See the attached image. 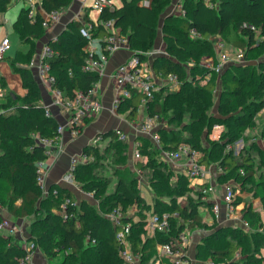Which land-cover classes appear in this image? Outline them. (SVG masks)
<instances>
[{"label":"trees","instance_id":"obj_1","mask_svg":"<svg viewBox=\"0 0 264 264\" xmlns=\"http://www.w3.org/2000/svg\"><path fill=\"white\" fill-rule=\"evenodd\" d=\"M70 1L41 0L45 11H63ZM138 1L123 0L119 6H105L98 10L97 21L84 16V21L92 24V37L99 34L104 37L107 31L98 22L112 19L113 25L127 37L133 51L149 50L156 33L157 16L171 0H151L149 6L139 5ZM211 1L216 4L210 6L205 0H183V16L165 15L161 34L166 54L153 61V68L176 72L181 85L177 91L165 93L161 89L156 92L148 103L147 114L156 115L164 125L170 122L178 125L186 117L187 122L183 124L185 134L166 126L158 129L162 148H175L185 142L201 152L200 161L205 165L210 163L213 156L222 170L218 180L226 182L234 179L243 184L253 176L250 150H246L238 161L240 154L233 149L225 150V146L233 144L251 128L254 116L264 108V61L257 73L249 67L236 66L239 73L229 68L219 75L217 120L228 127V134L223 141L215 142V146L208 151L201 145V136L209 129L207 112L212 104L217 76L199 62L204 57L214 55V36L224 39L231 31L239 34V38L232 43L243 51L244 59H248L254 50L257 55H264V0ZM10 2L0 0V12H4ZM41 21L40 14L31 21L27 9L22 8L13 29L21 40L26 41L44 33L46 28ZM84 21H71L65 31L47 42L55 52L49 62L51 73L55 76V85L60 88L63 97H72L76 91L86 92L100 77L98 71L87 72L82 69L86 60L83 49L86 41L79 28ZM192 28L201 34V38L189 35ZM30 51L17 52L13 57H8L12 69L20 75L25 93L13 98L8 96L5 102L0 103V204L6 207L11 217L30 219L28 239L43 250L48 264H54L55 258L61 253L66 254L64 259L59 260V264H123L118 256L120 242L115 236L116 228L107 216L122 203L135 206L133 214L124 216L122 220L131 223V231L127 236L129 246L133 251L141 253L143 264H157L156 245L169 241L185 226L191 230L198 227L205 229L204 241L224 243L223 248L217 250L200 241L199 244L206 251V260L211 258L215 262L227 261L228 264H264L261 251L264 242L256 240L255 250L247 252L242 245L243 239L249 235L245 228L220 225L217 222L208 225L203 221L200 208L211 206L209 201L202 199L199 190L205 184L201 183L193 190L189 179L183 174L175 175L160 159L158 150L142 136L135 137L142 159L135 161L134 166L147 178L152 203L148 204L143 199L139 180L127 178V169L117 177L112 194L99 200L98 207L102 213L97 212L93 204L85 199L75 203L72 191L59 185L50 186L44 194L36 181V162L46 159L47 155L35 143L32 135L52 138L59 124L52 115H45L40 87L27 67L31 59ZM191 61L193 65L187 66ZM207 73H210L209 78L203 80ZM138 103L139 94L134 93L116 108V112L124 114L128 120H134ZM96 135L109 137L108 145L101 153L97 146H84L81 152L92 155L94 159L77 165L74 179L83 191L92 192L94 198L100 199L109 181L97 177L99 159L108 154L113 155L118 150L117 162L126 164L128 141L118 140L113 129ZM262 138L264 141V129ZM192 190L194 198L187 194ZM65 199L68 200L64 209L66 216H62L60 210ZM241 201L239 194L234 203L239 204ZM261 202L264 207V188ZM149 211H178L179 216L170 219L167 233L158 232L147 236L144 226ZM242 217L249 225H254L258 220L264 225L260 214L246 206ZM237 251L244 253L239 262L233 258ZM23 253L24 249L14 243L12 235L0 234V264H19L18 259ZM195 258L198 260L195 264L206 262L205 259H199L198 250H195Z\"/></svg>","mask_w":264,"mask_h":264},{"label":"built area","instance_id":"obj_2","mask_svg":"<svg viewBox=\"0 0 264 264\" xmlns=\"http://www.w3.org/2000/svg\"><path fill=\"white\" fill-rule=\"evenodd\" d=\"M27 9V16L31 21L35 20L36 16L40 14V10H43L44 14L41 16V24L44 28H48L52 24L56 23L60 17L62 11L51 10L45 11L42 7L41 0H25ZM205 2L213 6L216 3L211 0H205ZM108 0H93V8L102 10L107 6ZM176 14L183 16L184 11L181 4L176 10ZM103 29L107 31V34L101 39V47L99 51H96L93 47L94 37H92V24L83 23L79 28V32L85 39L86 60L82 66V69L87 72L98 71L101 72L104 64L106 63L108 56L115 50L127 45V37L119 32V30L113 25L112 19H102L98 22ZM254 30V27H250ZM189 35L193 38H201V34L194 28L189 30ZM216 38V37H215ZM213 39L214 58L212 56L205 57L199 64L208 67L214 74H216V83L218 84L219 75L224 68L232 63V59L236 61L242 60V52L240 50L228 49L225 43L221 40ZM10 49V40L5 35L0 41V59L3 58L5 53ZM55 54L51 47L46 43L43 45L41 51L37 56L30 59L27 67L33 70L36 77L47 84L50 87V91L53 95L52 104L58 106L68 116V126L70 127L71 134L77 135L80 131L85 119L96 113L101 108V102L93 87L86 92L76 91L72 97H63L61 90L55 85V76L51 73V66L49 59ZM152 52L149 51H133L129 59L125 62L118 64L111 74V79L114 85V96L112 101L113 109L116 108L125 100L132 97L134 93L139 94V103L136 107V115L132 120V126L137 136H142L147 139L154 148L159 152L160 158L169 163L171 170L183 174L189 180L193 179H207L210 175L208 167L201 160V152L192 148L189 144L181 142L175 148L164 149L162 148V140L158 134V129L164 127L163 121H159L156 115L147 114V107L149 101L153 99L156 92L163 88H167L169 91H176L180 85L181 80L178 74L173 71H164L161 69L153 68V65L149 63L145 57ZM193 65V62H188ZM210 73L204 76V80H207ZM194 82V81H192ZM195 83V82H194ZM45 115H51L48 107L44 108ZM65 125H58L55 134L52 138L42 137L38 134H33L32 137L36 144L43 148L44 153L47 155L46 159L36 162V181L40 185L43 193L47 192L44 188V174L46 160L51 155V148L57 143L60 135L65 130ZM116 138L121 141H128V134L120 128L113 129ZM107 141H109V137ZM103 140L101 135H95L88 145L97 146L100 141ZM237 142V141H235ZM138 143L133 141L132 149L129 155L131 162L141 160V154L138 150ZM232 149V145H226L225 150ZM92 155L86 153H78L70 159L68 168L64 173L62 179L65 183L71 186L80 188L79 184L75 182L74 171L77 165L89 162L93 160ZM219 170L221 168L219 167ZM133 172L137 176H141L140 169L134 168ZM242 173V171H241ZM237 182L233 179L227 180L221 185V194L218 198L213 197L211 206L206 208V211L210 212L212 219L216 222L220 221V211L222 206L225 210V216L227 220L224 225L241 226L245 229L249 227L248 221L244 220L241 215L237 217V204H235L236 196L239 195L238 190L235 188ZM81 189V188H80ZM202 193V199L207 200L214 195L215 185L208 182L205 186L199 189ZM93 195L92 192H86ZM67 199L62 203L60 212L62 216H66L64 209L66 207ZM108 218L113 223L115 230V236L119 240L120 245L118 247V256L121 258L123 264H143L141 261V253L139 251H133L129 246L128 234L131 231V223L123 221L125 216L121 213L119 207L115 208L107 214ZM178 211H164L161 213L149 211L146 217L145 230L147 236H152L158 232L167 233L170 228V219L178 217ZM238 222V224H236ZM7 218L0 219V231L7 230L9 234H15L21 232L20 226L13 224ZM223 225V224H222ZM192 231L185 226L176 236L169 241L159 243L156 245V263L158 264H195L188 255V246L190 243ZM24 249L23 255L18 259L19 264H33L32 259L34 253L38 250L35 243L28 238H24V242L21 246ZM205 264H228L227 261L215 262L211 258H208Z\"/></svg>","mask_w":264,"mask_h":264},{"label":"crops","instance_id":"obj_3","mask_svg":"<svg viewBox=\"0 0 264 264\" xmlns=\"http://www.w3.org/2000/svg\"><path fill=\"white\" fill-rule=\"evenodd\" d=\"M19 1H21L23 3L21 8H20V10H21L22 8H25L26 2H25V0H19ZM127 1H129V0H127ZM174 1L176 2V6L180 5V4H178L179 2L177 0H174ZM17 2H18V0H11L10 3L12 5H15ZM88 2L91 3L90 7L86 6V4ZM122 2H123V0H108L107 6L110 8H113L114 6L121 5ZM150 2H151V0H139L137 3L139 5H142V6H149ZM92 4H93V0H71L69 5L66 7V9L61 12L58 21L56 23L52 24L51 26H49L48 28H46L44 33L41 36L36 37V38H30V39L28 38L26 41H23L20 39L19 34L13 29V31L17 35V38H16V41L14 43V48L12 51H10L12 49V43H11V40L9 38V26L7 25L8 20L3 18L4 14L2 15V21H0V24H4L5 31H4V34L2 36H0V38L1 37L3 38L5 35L8 36V38L10 40V49L5 53L3 58L0 59V103L5 102L6 98L8 96H11L13 98L16 95L22 96L25 93V89L23 88V86L21 84L20 75L18 72H15L12 69L8 57H13L17 52L26 53V52L31 50L30 54H31V59H32L39 54V52L41 51L44 44H46L50 39H55L58 35H60L63 31H65L68 27V24L71 21H74V20H83L84 21V19H83L84 16H86L89 20L97 21L98 11L93 8ZM91 9H94L97 11L96 18L93 17V12H91ZM20 10H19V12H20ZM19 12H18V14H19ZM18 14H17V16H18ZM43 14H44L43 10H40V15L42 16ZM0 19H1V16H0ZM10 19H11V17H10ZM16 19H17V17H16ZM14 22L12 23V28H13ZM85 23L91 24L88 21H86ZM215 37H218V36H214L213 38H215ZM102 38L103 37L100 34L94 37L93 47L95 48L96 51L100 50ZM159 42H160V48L156 49L155 45H153V47L150 49H151V51H156V52H153L152 54H149L148 56L145 57V59L149 63H151V65H153V61L156 58L158 59V58L162 57L164 54H166L164 51V45H165L164 40L163 39L159 40ZM84 47H85V45L83 46V48ZM150 49L147 51L150 52ZM228 49H231V48H228ZM132 52H133V49L129 46V44L127 42V45L122 46L121 48L115 50L114 52H112L108 56V59H107L106 63L104 64V66L100 72L99 80L93 86L94 91L96 92L97 96L100 99L101 108L96 113L91 115L88 118V121L84 122L80 131L75 136H73L71 134V131H70L71 129L68 126L69 119H68L67 114H65L61 108L52 104L53 95L50 91V87L47 84H44L43 82H41L36 77L34 71L31 70L32 75H33L34 79L36 80V82L38 83L40 90H41V96H42L41 104H42V106L48 107L50 109V114L56 119L58 124L66 126L64 132L60 135V138L57 141V143L51 148V155L46 160L45 171H44L45 172V174H44V188L45 189H48L50 186L55 184V185H59V186L68 188L69 190L72 191L74 198L77 197V195H78L77 190L82 191V189L75 187V186L73 187V186L69 185L68 183H65L63 181L62 177L68 168V165H69V162H70V159L72 158V156L80 153L82 148L84 146L88 145L90 143V141L92 140V138L96 134L108 131L110 129L120 128V129L124 130L125 133L128 134V138H129L128 142L129 143L132 142V144H133V141H135V137L138 134H136L134 127L132 126V120L126 119L124 114L117 113L116 110L113 109L112 101H113V96H114V85H113V82L111 79V74H112L113 70L115 69V67L118 64L127 61L129 59V57L131 56ZM208 57H210V56H208ZM187 64H189L188 66L192 65L190 63H187ZM216 79H217V77H216ZM217 86H218V84L216 83L215 87H214V91L216 90ZM163 90H167V88L166 89L163 88ZM165 126H166V128H168L167 125H165ZM106 145H108V142L105 143L101 148L98 146L99 152H102L103 148ZM131 149H132V145L130 146V148L127 151L128 152V162L130 161L129 155H130ZM131 168H132V171L134 168H137L136 166H134V162H131ZM137 169H139V168H137ZM208 170L210 171L209 172L210 175L207 179H204V180L203 179H193V181H195L194 183L196 186H199L201 183H204L205 185L208 182L216 183V180H218V176H219V174H221L222 171L219 170V167L214 172L211 171L210 167L208 168ZM178 173L179 172L174 170L175 175ZM142 181L143 182H140V187H141V185H145L148 188L147 182L145 180H142ZM235 182H237V181H235ZM189 185L191 187V184H189ZM221 185L215 186V192H214L213 196L218 198L217 195L221 194ZM83 194L86 195L87 193L84 192ZM240 196H241V194H240ZM84 199L87 200L89 203H91L89 201V199H87L86 197H84ZM212 200H213V197L211 195V197L208 198V201L210 202ZM242 202L243 201H241L240 203H242ZM237 208H238V206H237ZM243 208L244 207H242V209ZM134 210H135V208H134ZM242 212L240 213L241 217H242ZM199 213L203 217L202 218L203 221H205L206 223L210 224V223L216 222L212 219L210 212L206 211V208H200ZM0 216H1V218H7L10 220L12 219L11 221H14L13 217H11L8 214L6 207L1 206V204H0ZM15 219L16 220L14 222L18 227L20 224L22 226H26L27 225L26 223H28V218H23V219L15 218ZM220 221H221V222H219L220 225H222V224L224 225L225 221H229V220H227V218L225 216V210H224L223 206H222L221 211H220ZM236 224H238V222ZM197 230L198 229H195V230L192 229L191 230L192 234H191L190 243L188 246V255L192 260H194V262H196L198 260L195 258L194 248H195L196 242L193 241L194 236H192V235L194 234V231H196V233H197ZM199 231H200V229H199ZM6 232H7V230H6ZM204 232L206 233V230H204ZM17 233H19V232H17ZM16 234H12L13 235V241L18 246H22L23 242L16 241V239H15ZM20 234L23 236V234L21 232H20ZM7 235H8V233H7ZM7 235H4V236H7ZM20 242H21V244H20ZM261 251L264 254L263 249ZM32 263L33 264H48L45 256L43 255V253L40 252V249H38L34 253Z\"/></svg>","mask_w":264,"mask_h":264},{"label":"rangeland","instance_id":"obj_4","mask_svg":"<svg viewBox=\"0 0 264 264\" xmlns=\"http://www.w3.org/2000/svg\"><path fill=\"white\" fill-rule=\"evenodd\" d=\"M177 1L179 2L178 4H181L183 2V0H177ZM22 4L23 3L18 0V2L15 5H12L10 3L4 12H0V16H1L0 21H2V15L3 14H4L3 18L8 20L7 25L9 26V38H10L11 43H12V49L10 51L13 50L14 43H15L16 38H17L16 33L13 31L12 23L15 21ZM86 6L90 7L91 3L88 2L86 4ZM177 8H178V6H176V2L174 0L173 1L171 0V2L169 4H167L166 7L163 8V10L158 14L157 19H156V33H155L154 39L156 37L157 38L155 40L153 39L152 47H153V45H155L156 49L160 48L159 40L163 39V36L161 34L163 19H164L165 15H167V14H176ZM91 12H93V17L96 18L97 11L94 9H91ZM10 17L12 20L10 19ZM4 31H5L4 24H0V36H2L4 34ZM238 38H239V34L231 31L224 39L219 36V37H216L214 40L221 39L225 43L226 47L234 49V50H240L241 52H243L240 48L236 47L232 43L233 40H236ZM1 39H2V37L0 38V41H1ZM150 52L153 53L156 51H151V49H150ZM235 61H236V59L233 58L232 63L228 64L224 68L223 71H225L226 69L232 68V70L234 72L239 73L240 70L235 69V67L239 66V67L243 68L246 66V67H249L250 70L257 73V72H259L260 67L262 65V62L264 61V55L259 56L256 54V51L254 50L249 54L248 59H244L242 57V60L237 61V62H235ZM188 65L189 64H187V66ZM164 92L166 93L169 91L164 90ZM213 93L214 94H213V98H212V104L209 107L208 112H207L208 113L207 117H208L209 122H210L209 129H208V131H205L204 134H202V136H201V145L203 146V148L206 151H208L210 148L215 146V142L223 141V138L228 134V127L226 125H224L221 121L217 120L219 118L218 113H217V107H218V103H219V87L218 86ZM167 114L169 115V111ZM253 121H254L253 126L251 128H249L248 130H246L243 134H241V136L236 140L237 142H234L233 144H231L233 151L235 153L240 154L238 161L241 159L242 155L244 154V152L246 150H250V155H251V159H252V170H253V176L251 178L246 180L243 184H240L237 181V185L235 186V188L238 190L237 194H241V198L243 201L242 203L237 204L238 208H237L236 215H237V217H239V215H241L240 213L243 211L242 207L246 206L248 208H251L255 212L259 213L262 221L264 222V207H263V203L261 202V193H262L263 188H264V141L262 138V130L264 129V108L257 112V114L253 118ZM186 122H187V118L184 117L178 123V125H176L174 122H170L169 125H167V126H168V128L170 127V128H175V129L181 130V133L185 134L186 131L183 130V124H185ZM107 139L108 138H106V137L103 138V140L99 142L98 146L101 148L105 143L108 142ZM127 145H128V149H129L130 146L132 145V142L131 143L127 142ZM225 148H226V146H225ZM99 153H101V152H99ZM119 153L120 152L117 150L116 152L113 153V155L108 154V155H106L105 158L99 159L100 166L96 170L97 177L102 179V180L109 181V184H108L106 190L104 191V194L100 197V199L94 198L93 195L91 196L90 194L84 195L83 193L86 191L77 190L78 195L75 198V203H78L80 200H82V199H84V197H86L93 204L95 210L99 213H102V211L98 207L99 200H101V199L103 200L106 196H110L112 194L113 189H114V185L117 181V177L119 175H121L122 173H124L125 169L129 170V173L126 174L127 178H134L137 181L139 180V182H143L142 180H145V181L147 180V178L144 174H142L141 176H137L134 174V172L132 171V168H131V162L130 161L128 162V158H127L126 164L118 163L117 159L119 157ZM163 162L167 165V167L169 169L171 168L169 163H167L165 161H163ZM206 167H208V168L210 167L211 171L214 172L215 170H217L219 165H218L217 161L213 160V156H211L210 163L207 164ZM136 180H135V183H137ZM194 182L195 181H193V180H189V184H191V187L193 190L198 188V186H196ZM224 182H225V180H216V183H214V185L215 186L221 185ZM140 190H141V195H142L143 199L145 200V202L148 204L152 203V192H151V190L149 188H147L145 185H141ZM193 190L188 192L187 194L194 198L195 194H194ZM217 196L219 197L220 195L218 194ZM212 197H215V196L212 195ZM215 198H217V197H215ZM181 201H183V199ZM118 206L121 209V213L125 216H130L131 214H133L134 208H135L134 204H123L122 203L121 206L120 205H118ZM146 212H147V210H146ZM13 219H14V221L16 220L15 218H13ZM29 223H30V219H28V223H26L27 224L26 226H22L21 224L19 225L20 229H21V233L23 234V236L19 233H17V234L15 233L16 234V238H15L16 241L24 242V238H28ZM13 224H15V222ZM207 224L209 225V223H207ZM195 229H198L197 233H196V231H194V234L192 236H194L193 241L196 242L194 250H198L199 259H205L206 258L205 248L203 245L199 244L200 241L203 242V244H205L207 246H211L214 249L216 248L217 250H219L221 247L223 248L224 243L215 244L212 240H208V241L205 240L204 241V238H205L204 237V235H205L204 230L205 229H203L201 227H198ZM195 229H193V230H195ZM199 229H200V231H199ZM246 231L248 232L249 235H247V237L243 239L242 245L246 248L247 252H253V250H255V248H256V246H255L256 240L264 242V225H262L260 223V221L258 220L254 225H249V227L246 229ZM0 233L3 235H7V233L9 234V232L8 231L6 232V230H1ZM10 235H12V234H10ZM21 242H20V244H21ZM262 249L264 251L263 247L261 248V250ZM42 251L43 250L40 249L41 253H42ZM240 252L241 251H239V252L237 251L233 256V258L235 259L236 262H239L244 257V253L242 254ZM65 254L61 253L60 255H58L55 258L53 263L59 264V260L64 259ZM205 260H203V261H205Z\"/></svg>","mask_w":264,"mask_h":264}]
</instances>
